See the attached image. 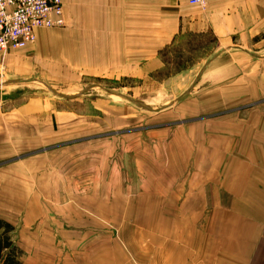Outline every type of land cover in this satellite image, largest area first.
Returning <instances> with one entry per match:
<instances>
[{
  "label": "rangeland",
  "instance_id": "rangeland-1",
  "mask_svg": "<svg viewBox=\"0 0 264 264\" xmlns=\"http://www.w3.org/2000/svg\"><path fill=\"white\" fill-rule=\"evenodd\" d=\"M234 3H226L229 15L242 10ZM209 8H191L192 19L201 20ZM257 15L258 22L264 20V13H244L246 24ZM41 31L55 40L73 26ZM251 31L264 32L250 27L234 39L245 41ZM38 39L29 49L11 52L4 70L0 64V108L5 103H11L8 109L28 103L36 108L31 126L17 125L27 129L22 136H14L11 127L0 135V220L14 227L19 255L26 242L39 239L26 236V229H60L66 235L75 229H109L115 235L104 239L111 245L80 255L123 260L127 238L117 231L169 228L172 222L152 215L186 211L184 199L169 206L168 196H158L168 191L172 136L184 129L190 147H211L217 115L248 98L233 92V52L224 57L228 48H220L212 31H192L157 64L147 65L143 77L85 76L75 68L73 55L63 60L52 52L41 55ZM252 76L245 73L241 84H249ZM178 224L186 227L184 221Z\"/></svg>",
  "mask_w": 264,
  "mask_h": 264
},
{
  "label": "crops",
  "instance_id": "crops-1",
  "mask_svg": "<svg viewBox=\"0 0 264 264\" xmlns=\"http://www.w3.org/2000/svg\"><path fill=\"white\" fill-rule=\"evenodd\" d=\"M214 2L194 21L192 9L178 0H63L66 25L73 31L55 40L37 32L36 51L52 52L57 60L73 55L80 75L143 77L147 65L157 64L181 35L212 31L220 48H228L224 57L233 52V92L248 98L217 115L215 145L190 147L184 129L170 139L168 191L158 196H168L169 206L184 199L186 211H158L151 219L169 220L172 227L117 231L127 239L123 260L115 261L111 254L102 260L80 255L111 245L104 238L115 235L113 230L75 229L66 235L60 229L30 228L25 235L40 240L20 247L21 264H264V32H248L245 41L234 39L246 28L264 30L258 15L251 24L244 16L264 13V0H232L233 7L242 9L232 15L228 0ZM8 56L0 62L3 70ZM245 73L253 75L252 81L242 85ZM9 105L0 108V135L11 127L14 136H22L27 129L17 125L31 126L36 108L32 103L14 109ZM180 221L186 227H179ZM96 237L101 239L91 241Z\"/></svg>",
  "mask_w": 264,
  "mask_h": 264
},
{
  "label": "built area",
  "instance_id": "built-area-1",
  "mask_svg": "<svg viewBox=\"0 0 264 264\" xmlns=\"http://www.w3.org/2000/svg\"><path fill=\"white\" fill-rule=\"evenodd\" d=\"M190 8L206 10L215 0H178ZM66 26L63 0H0V55L26 50L39 30Z\"/></svg>",
  "mask_w": 264,
  "mask_h": 264
},
{
  "label": "trees",
  "instance_id": "trees-1",
  "mask_svg": "<svg viewBox=\"0 0 264 264\" xmlns=\"http://www.w3.org/2000/svg\"><path fill=\"white\" fill-rule=\"evenodd\" d=\"M13 231L10 223L0 220V264H21Z\"/></svg>",
  "mask_w": 264,
  "mask_h": 264
}]
</instances>
